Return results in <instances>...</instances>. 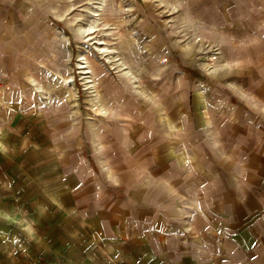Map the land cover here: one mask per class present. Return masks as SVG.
I'll use <instances>...</instances> for the list:
<instances>
[{
	"label": "rangeland",
	"instance_id": "rangeland-1",
	"mask_svg": "<svg viewBox=\"0 0 264 264\" xmlns=\"http://www.w3.org/2000/svg\"><path fill=\"white\" fill-rule=\"evenodd\" d=\"M242 262L264 0H0V264Z\"/></svg>",
	"mask_w": 264,
	"mask_h": 264
},
{
	"label": "crops",
	"instance_id": "crops-1",
	"mask_svg": "<svg viewBox=\"0 0 264 264\" xmlns=\"http://www.w3.org/2000/svg\"><path fill=\"white\" fill-rule=\"evenodd\" d=\"M166 158V157H165ZM167 159V158H166ZM169 160V159H168ZM172 162V161H171ZM173 164V163H172ZM132 198H133V196H131ZM126 205V206H125ZM128 204H126V203H121V208L124 210V211H130V210H132L133 208H134V206H127ZM130 205V204H129ZM138 208V207H137ZM140 208V207H139ZM140 209H143V210H145V208H140ZM126 211V212H127ZM149 212L152 214V216H154V218L156 219V222H157V220L159 219V217H157V214H155V210L153 211V209H151V210H149ZM159 221V220H158ZM248 262H250V260H248ZM247 263V262H246ZM242 264H245V262H242Z\"/></svg>",
	"mask_w": 264,
	"mask_h": 264
}]
</instances>
